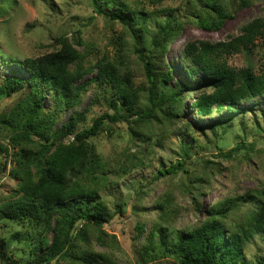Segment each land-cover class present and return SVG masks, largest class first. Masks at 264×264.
<instances>
[{
  "label": "rangeland",
  "instance_id": "374dc122",
  "mask_svg": "<svg viewBox=\"0 0 264 264\" xmlns=\"http://www.w3.org/2000/svg\"><path fill=\"white\" fill-rule=\"evenodd\" d=\"M129 1L134 9L156 11L147 18L149 32L169 13L177 15L180 23L176 40L166 45L161 43L165 49L161 47L159 51L149 43L140 45V39L134 32L130 33L129 27L96 15L91 0H0V52L6 56L0 57V78L17 74L26 77L6 62L8 58H36L55 51L59 47L55 38L65 36L84 54L85 67L94 66L100 58L115 61L122 55L134 88L140 90L142 104L149 88L144 62L147 56L153 57L158 72H166V66L171 74L168 83L160 84L165 93L176 87L185 92L176 116L166 102L162 111L154 112L152 119L136 124V116H132L130 125L118 122L92 139L105 163L107 180L98 192L111 219L100 230L78 225L68 255H61L49 264H108L109 261L176 264L170 255L160 257L157 253L159 231L172 238L181 230H190L206 219L212 206L223 202L226 206L237 205L221 220L226 229L237 233L245 229L251 235L246 246V256L251 258L264 246L262 235L252 227L251 218L256 200H264V95L252 103L240 102L232 108L224 107L221 112L214 110L205 117L197 115L191 104L208 81L199 83L200 76L197 79L188 76L179 45L192 40L213 43L237 35L242 25L255 18L264 19V0H218L230 16L213 32L197 28L190 20L192 8L201 0ZM226 62L234 70L250 66L260 73L264 67V36L255 41L249 52L227 56ZM95 72L87 73L82 81L94 77ZM44 93L42 102L48 110L53 106L52 94L49 90ZM104 94L100 87L87 85L79 103L62 112L53 129L61 127L74 111L82 110L88 113L80 127L91 125L95 116L108 110V104L102 99ZM107 94L109 98L112 96ZM20 97L19 94L0 98V115L14 108ZM213 121H221L223 127L211 131ZM71 140L72 136H68L63 142ZM182 146L191 147L185 162L193 172V185L182 172L158 175L159 169L165 170L183 160ZM5 147L8 155L3 151ZM235 147L240 149L234 150ZM229 150L233 153L225 156ZM17 151L9 140V131L0 127V204L17 196L18 181L9 175L15 167L9 155ZM53 222L52 219L51 225ZM29 234H46L48 241L52 240V232L47 227L4 219L0 221V248L8 255L10 251L9 257L20 264L27 257L23 238ZM0 264L10 262L0 258Z\"/></svg>",
  "mask_w": 264,
  "mask_h": 264
},
{
  "label": "trees",
  "instance_id": "16d2710c",
  "mask_svg": "<svg viewBox=\"0 0 264 264\" xmlns=\"http://www.w3.org/2000/svg\"><path fill=\"white\" fill-rule=\"evenodd\" d=\"M91 5L96 15L129 27L130 33L134 32V36L140 39V45L149 43L159 51L161 43L166 45L176 40L180 23L177 15L169 13L149 32L146 21L156 11L134 9L129 0H91ZM229 16L218 0H201L189 14L195 26L206 32L219 30ZM263 36L264 19L255 18L242 25L237 35L224 40L213 43L192 40L179 45L188 76L191 79L200 76L199 83L208 81L203 82L208 88L205 84L191 104L197 115L205 117L214 110L221 112L224 107L232 108L240 102L252 103L264 95V67L256 73L250 66L234 70L226 62L227 56L249 52L255 41ZM55 42L58 49L42 56L8 58L6 62L17 67L26 77L17 74L0 78V98L21 96L14 108L0 115V127L9 131L10 142L18 148L16 153L9 155L15 165L9 175L18 181L17 196L0 204V221L41 225L52 232L51 242L46 234L26 235L23 244L28 249L24 252L27 257L20 264H49L61 255L66 256L78 225H90L100 230L104 222L111 219V213L98 192L107 180L105 163L92 139L109 131L118 122L130 125L132 116H136V124L148 121L156 110L162 111L166 102L167 108H172L176 116L181 96L185 93L181 87L165 93L160 84L168 83L171 74L166 66V72H158L153 57L147 56L144 62L149 88L142 104L140 90L134 88L122 55L115 61L100 58L94 66L85 67V56L73 42L65 36H58ZM0 57L6 56L0 52ZM94 71V77L82 81L87 73ZM91 84L105 92L102 99L108 104V110L95 116L91 125L86 127H80V124L85 123L88 112L74 111L61 127L54 130L57 117L73 109L87 85ZM45 90L52 94L53 106L48 110L42 102L46 97ZM108 92L112 94L110 98ZM262 112L264 114V109ZM210 127L215 131L223 127V123L213 121ZM68 136H72V140L64 143ZM189 148L182 146L183 160L165 170L159 169L158 175L182 172L187 175V182L193 185V172L185 162L190 155ZM237 149L240 148H234ZM3 151L5 155L9 154L8 148ZM232 153L233 150H229L224 155ZM236 206H226L225 202L216 204L209 209L202 223L190 230H181L172 238L159 231L157 253L161 254L160 257L170 255L176 264H264V246L260 253L247 258L246 246L251 235L245 229L238 233L226 229L221 220ZM254 207L252 227L262 235L264 244V200H256ZM4 243L9 246L10 241ZM8 252L9 255L0 248V258L10 264H19L9 257L12 253ZM108 264L117 263L109 261Z\"/></svg>",
  "mask_w": 264,
  "mask_h": 264
}]
</instances>
